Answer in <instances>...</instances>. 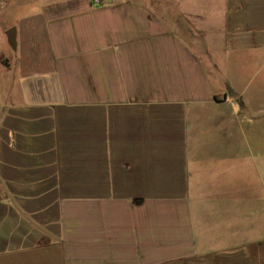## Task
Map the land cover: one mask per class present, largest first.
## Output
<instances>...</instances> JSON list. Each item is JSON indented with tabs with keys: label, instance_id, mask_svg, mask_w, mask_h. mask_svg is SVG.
Listing matches in <instances>:
<instances>
[{
	"label": "crops",
	"instance_id": "crops-1",
	"mask_svg": "<svg viewBox=\"0 0 264 264\" xmlns=\"http://www.w3.org/2000/svg\"><path fill=\"white\" fill-rule=\"evenodd\" d=\"M0 264H264V0H0Z\"/></svg>",
	"mask_w": 264,
	"mask_h": 264
},
{
	"label": "water",
	"instance_id": "water-1",
	"mask_svg": "<svg viewBox=\"0 0 264 264\" xmlns=\"http://www.w3.org/2000/svg\"><path fill=\"white\" fill-rule=\"evenodd\" d=\"M8 42L12 48H16L17 42H16V29L14 27L10 28L6 32Z\"/></svg>",
	"mask_w": 264,
	"mask_h": 264
},
{
	"label": "rangeland",
	"instance_id": "rangeland-1",
	"mask_svg": "<svg viewBox=\"0 0 264 264\" xmlns=\"http://www.w3.org/2000/svg\"><path fill=\"white\" fill-rule=\"evenodd\" d=\"M21 11H22V10H21ZM21 11H20V9H18L17 14H14V15L8 17V19L11 18V19L13 20V18H14L15 16H18V15L21 13ZM11 28H12V27H11Z\"/></svg>",
	"mask_w": 264,
	"mask_h": 264
}]
</instances>
